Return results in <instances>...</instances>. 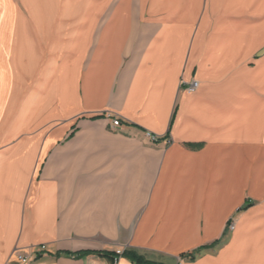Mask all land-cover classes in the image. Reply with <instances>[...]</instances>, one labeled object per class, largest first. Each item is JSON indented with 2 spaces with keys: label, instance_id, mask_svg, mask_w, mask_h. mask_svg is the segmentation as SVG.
Instances as JSON below:
<instances>
[{
  "label": "crops",
  "instance_id": "obj_1",
  "mask_svg": "<svg viewBox=\"0 0 264 264\" xmlns=\"http://www.w3.org/2000/svg\"><path fill=\"white\" fill-rule=\"evenodd\" d=\"M82 1L0 47V264H264V0Z\"/></svg>",
  "mask_w": 264,
  "mask_h": 264
},
{
  "label": "rangeland",
  "instance_id": "obj_2",
  "mask_svg": "<svg viewBox=\"0 0 264 264\" xmlns=\"http://www.w3.org/2000/svg\"><path fill=\"white\" fill-rule=\"evenodd\" d=\"M38 1L39 0H29V2H28V0H0V47L1 46L7 47L6 42L7 41L10 42L16 36L17 32L19 31L18 29H21V30L23 29L22 25L23 24L25 25V23L22 24L21 21H25V15L26 14H30L32 16L34 15V16H36L35 18H37V16L38 17L41 16L40 20L47 22L48 25H51L54 22L56 24L59 21L60 22L63 21L64 18L68 19L67 15H69V19L78 13L80 15L81 13H83L85 6H86V2L82 1V0H73V1L72 0H70V1L69 0H63L64 2L63 1L60 2L59 0H44L45 1L44 2L43 0H40L43 2L42 3L39 1L40 4L38 3ZM67 1H69L68 2L69 3L68 9L66 8L67 4H64L65 2L67 3ZM60 3H62V4H60ZM43 4L44 5L46 4L45 5L46 8L45 7L43 8ZM55 5L56 6L59 5V10L57 8L58 6L56 7ZM61 5H63V7ZM70 5H71V7L72 6L73 7L72 8L69 7ZM55 7L57 8L58 11L56 10ZM62 8H63V11L62 10L60 11V9H62ZM65 9H67V10L65 11ZM62 12L64 13V15L62 14ZM64 16H67V17H64ZM50 22H51V24H50ZM57 25H58V23H57ZM62 25H63V22H61V28L63 31L64 27H62ZM51 26H53V25H51ZM13 31H14V35H13V37H11L10 35L13 34ZM23 31H25V30L23 29ZM9 33H10V35H9ZM9 46H11V43L9 44ZM64 47H66L65 44L62 45V48H64ZM24 138H25V135L22 136L19 140L24 139ZM259 204L260 203L257 202L256 206ZM240 216L241 215H238L237 217L230 219L229 222L227 223V226H226V229L224 232L227 240L232 237V234L234 233L235 228H236L237 220L239 219ZM245 228H248V227H245ZM263 230L264 229L255 230V227H251V229L248 228V229L240 232V234H238V237H243V238L247 237L249 239V242L261 241V239H264V235H263L264 231ZM43 247L45 248V246H41V250ZM118 251H120L122 253L125 252V250L123 248H120L117 251H115L114 254L117 255L116 253ZM35 253L36 252H34V251L32 252V250H31L26 255H32L34 258ZM120 260H121V258L118 259V263ZM110 264H115V259H113V260L110 259Z\"/></svg>",
  "mask_w": 264,
  "mask_h": 264
},
{
  "label": "built area",
  "instance_id": "obj_3",
  "mask_svg": "<svg viewBox=\"0 0 264 264\" xmlns=\"http://www.w3.org/2000/svg\"><path fill=\"white\" fill-rule=\"evenodd\" d=\"M200 83L197 81H193L190 84H188V88L187 91L189 93H194L199 89ZM107 118L111 121V129L113 131H117L118 129H120L123 125V121L121 119V117L114 115H108ZM148 138L151 140V142L156 143L159 142V137L148 133L147 134ZM171 142L168 141L167 144L169 145ZM45 250V248H42V251L39 253H35V256L39 257L41 256V254L43 253V251ZM117 255H115V264L118 263V259L122 256V252L118 251L116 253ZM33 259L32 255H25V254H20L19 252H16L15 254V260L13 261H9V263H13V264H31Z\"/></svg>",
  "mask_w": 264,
  "mask_h": 264
},
{
  "label": "trees",
  "instance_id": "obj_4",
  "mask_svg": "<svg viewBox=\"0 0 264 264\" xmlns=\"http://www.w3.org/2000/svg\"><path fill=\"white\" fill-rule=\"evenodd\" d=\"M251 206V202H247L245 204V206L243 208H241V211L249 208ZM219 244V241L213 243L210 247H214V246H217ZM207 247H204L202 248L201 250L203 249H206ZM200 251V250H199ZM196 253L198 252H195V253H191V254H188V255H185L183 256V259H188L190 261H193L195 259V256H196ZM86 255H89V253H82V254H77L75 257H84ZM100 255H103L105 257H108L110 258L111 260L115 259V254H100ZM120 258H124V259H127L129 260L132 264H159V263H155V262H151V261H148L146 260L143 256L137 254L136 252L134 251H125L122 256Z\"/></svg>",
  "mask_w": 264,
  "mask_h": 264
},
{
  "label": "bare ground",
  "instance_id": "obj_5",
  "mask_svg": "<svg viewBox=\"0 0 264 264\" xmlns=\"http://www.w3.org/2000/svg\"><path fill=\"white\" fill-rule=\"evenodd\" d=\"M39 1H40V0H39ZM43 1H44V0H43ZM69 1H70V0H69ZM69 1H67V3H66V2L64 3V4H67V6L65 5L67 9H68V4H69L68 2H69ZM72 1H73V0H72ZM72 1H71V2H72ZM28 2H29V0H28ZM33 2H34V1H33ZM40 2H42V1H40ZM44 2H45V1H44ZM42 3H43V2H42ZM25 4H26V3H25ZM55 4H56V3H55ZM60 4H62V3H60ZM41 5H42V4H41ZM45 5H46V4H45ZM45 5L43 4V8L45 7ZM55 6H56V5H55ZM57 6H58V7H57ZM57 6H56V7H57L58 10H59V5H57ZM61 6L63 7V5H61ZM65 6H64V7H65ZM76 6H77V5H76ZM56 7H55V8H56ZM69 7H71V5H70ZM72 7H73V6H72ZM72 7H71V8H72ZM74 7H75V6H74ZM45 8H46V7H45ZM57 8H56V10H57ZM67 9H65V11H66ZM58 10H57V11H58ZM61 10L63 11V8L60 9V11H61ZM65 11H64V12H65ZM68 11H69V10H68ZM70 11H71V10H70ZM72 11H73V10H72ZM56 13H57V12H56ZM68 13H69V12H68ZM57 14H58V13H57ZM62 14L64 15L63 12H62ZM77 15H79V13H78ZM61 16H62V15H61ZM67 16H68V19H69V15H67ZM67 16H64V17H67ZM75 16H76V15H74V17H75ZM64 19H67V18H64ZM63 23H64V22H63ZM20 26H21V25H20ZM62 27L66 28L64 25H62ZM61 30H62V29H61ZM64 30H65V29H64ZM21 31L24 32V34H25V31H23V29H22V30L20 29L19 32H18V34H19Z\"/></svg>",
  "mask_w": 264,
  "mask_h": 264
}]
</instances>
